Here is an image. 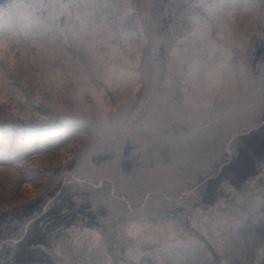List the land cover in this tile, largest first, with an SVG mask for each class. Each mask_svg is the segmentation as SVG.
I'll use <instances>...</instances> for the list:
<instances>
[{
	"label": "trees",
	"instance_id": "16d2710c",
	"mask_svg": "<svg viewBox=\"0 0 264 264\" xmlns=\"http://www.w3.org/2000/svg\"><path fill=\"white\" fill-rule=\"evenodd\" d=\"M198 3L0 0V264H264V98L187 123L264 88V0Z\"/></svg>",
	"mask_w": 264,
	"mask_h": 264
},
{
	"label": "rangeland",
	"instance_id": "374dc122",
	"mask_svg": "<svg viewBox=\"0 0 264 264\" xmlns=\"http://www.w3.org/2000/svg\"><path fill=\"white\" fill-rule=\"evenodd\" d=\"M40 29L44 30L43 27H40ZM261 76L262 75L258 73L255 76L247 77L245 81L243 80L237 85H231V74L229 73L227 77L224 78V82L228 83L229 86L222 88L221 90H219L218 86L213 84L211 81L201 85V87L196 90L195 96L199 106H197L192 111L190 110L189 115H187L188 118L186 117L187 123L192 124L189 137L191 138V134L193 135L199 132L198 130L201 129H199V127L203 126L204 122H206L208 118L214 120L215 122L221 120L228 121L231 123V125H234L236 122L243 121L244 119L250 117L253 118L252 120H257V117L261 111V102L264 98V88L263 85L261 86L263 78ZM218 91L221 93V96L218 98V102H220V104L215 107L212 99L216 96ZM201 101H203V103H200ZM251 123H249V125L246 127H250L252 124H254ZM245 125L247 124L243 125L244 129L246 128ZM235 126H238V124H235ZM181 144L182 146H187V142L180 143L179 146H181ZM23 193L27 197L34 194L29 188H23L19 195ZM263 216L264 215L257 212L253 213L251 215V226L255 227L257 222ZM231 240L240 241V239L237 237H233ZM188 254L189 260L191 261L194 255V250L189 251Z\"/></svg>",
	"mask_w": 264,
	"mask_h": 264
},
{
	"label": "snow or ice",
	"instance_id": "6c2138e0",
	"mask_svg": "<svg viewBox=\"0 0 264 264\" xmlns=\"http://www.w3.org/2000/svg\"><path fill=\"white\" fill-rule=\"evenodd\" d=\"M229 2V0H219V2H204V0H201V3L197 4V7H204L205 10L209 13V14H214V11L219 8V7H224L225 5H227V3ZM193 33L192 35L195 36L197 34V30L199 29V24H196L193 26ZM82 31V30H81ZM80 36L79 34H74L73 35V39H79ZM108 39H111V37H109ZM105 41H101V44H104ZM96 45L95 44H89L86 52H88L89 50H95ZM136 51V49H129V52H133ZM149 60L152 59V56L150 55Z\"/></svg>",
	"mask_w": 264,
	"mask_h": 264
}]
</instances>
